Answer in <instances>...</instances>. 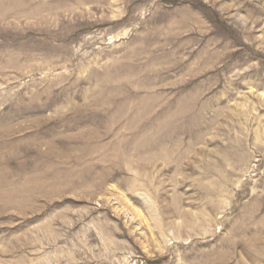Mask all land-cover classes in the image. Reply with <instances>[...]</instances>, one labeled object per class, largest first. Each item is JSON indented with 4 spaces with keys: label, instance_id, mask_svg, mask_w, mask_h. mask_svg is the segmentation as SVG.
<instances>
[{
    "label": "rangeland",
    "instance_id": "1",
    "mask_svg": "<svg viewBox=\"0 0 264 264\" xmlns=\"http://www.w3.org/2000/svg\"><path fill=\"white\" fill-rule=\"evenodd\" d=\"M0 264H264V0H0Z\"/></svg>",
    "mask_w": 264,
    "mask_h": 264
}]
</instances>
